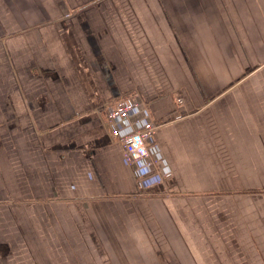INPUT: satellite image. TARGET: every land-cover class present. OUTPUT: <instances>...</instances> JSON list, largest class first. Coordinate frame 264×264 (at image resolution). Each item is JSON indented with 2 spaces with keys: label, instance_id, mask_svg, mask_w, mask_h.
<instances>
[{
  "label": "crops",
  "instance_id": "crops-1",
  "mask_svg": "<svg viewBox=\"0 0 264 264\" xmlns=\"http://www.w3.org/2000/svg\"><path fill=\"white\" fill-rule=\"evenodd\" d=\"M0 264H264V0H0Z\"/></svg>",
  "mask_w": 264,
  "mask_h": 264
},
{
  "label": "built area",
  "instance_id": "built-area-1",
  "mask_svg": "<svg viewBox=\"0 0 264 264\" xmlns=\"http://www.w3.org/2000/svg\"><path fill=\"white\" fill-rule=\"evenodd\" d=\"M141 105L138 99L122 98L113 103L108 112V121L113 125L112 133L121 141L125 159L129 163H137L150 157L151 149L147 141L159 126L153 122H146L133 132L122 133L119 126L120 121L127 120Z\"/></svg>",
  "mask_w": 264,
  "mask_h": 264
},
{
  "label": "rangeland",
  "instance_id": "rangeland-1",
  "mask_svg": "<svg viewBox=\"0 0 264 264\" xmlns=\"http://www.w3.org/2000/svg\"><path fill=\"white\" fill-rule=\"evenodd\" d=\"M42 207H43V206H42ZM42 207H41V208H42ZM43 208H44V207H43ZM43 212H44V211H43Z\"/></svg>",
  "mask_w": 264,
  "mask_h": 264
}]
</instances>
